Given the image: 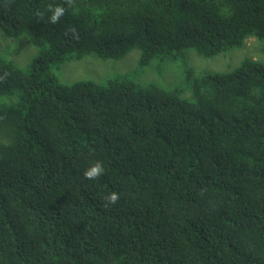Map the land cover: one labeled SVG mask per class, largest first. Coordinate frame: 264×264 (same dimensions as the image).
I'll list each match as a JSON object with an SVG mask.
<instances>
[{"label":"trees","instance_id":"obj_1","mask_svg":"<svg viewBox=\"0 0 264 264\" xmlns=\"http://www.w3.org/2000/svg\"><path fill=\"white\" fill-rule=\"evenodd\" d=\"M49 4L64 0H0L1 36L36 51L26 69L0 57V264H264V0H75L57 24ZM248 38L261 59L181 60L171 88L54 73L132 50L137 69L211 59Z\"/></svg>","mask_w":264,"mask_h":264},{"label":"rangeland","instance_id":"obj_2","mask_svg":"<svg viewBox=\"0 0 264 264\" xmlns=\"http://www.w3.org/2000/svg\"><path fill=\"white\" fill-rule=\"evenodd\" d=\"M257 46L258 44L254 38H248L241 48L211 59H204L194 51L186 50L177 60L163 64H159L155 60L141 69H137L138 50H132L120 59L102 60L89 55L60 65L54 70V73L58 81L63 84L79 80H91L101 84L106 77L131 74L137 70L134 75L132 74V77L138 85L156 84L164 88H171L180 81L182 72L181 60L186 61L190 66L196 67L199 70L198 72L226 70L242 58L261 59ZM35 53L34 47L30 45L26 36L5 38L0 34V57L13 62L20 69L29 67ZM189 96L190 94L187 90L182 94V97ZM12 101L13 99L0 98V105L9 104Z\"/></svg>","mask_w":264,"mask_h":264},{"label":"clouds","instance_id":"obj_3","mask_svg":"<svg viewBox=\"0 0 264 264\" xmlns=\"http://www.w3.org/2000/svg\"><path fill=\"white\" fill-rule=\"evenodd\" d=\"M64 5L67 6V8H73L75 7V0H64ZM64 5H47V11L50 13L48 20L51 24H57L60 22L61 18L66 13V7ZM37 16L42 17L43 13L37 12ZM68 34H75V30L73 28H68L67 30ZM8 73H4V76H0V80H3L7 77ZM105 172L104 166L101 161H95L92 163L83 173V176L87 180H95L98 179L100 176H102ZM120 199V194L117 192H110L106 196L103 197V207L107 208L110 205H114L117 203V201Z\"/></svg>","mask_w":264,"mask_h":264},{"label":"bare ground","instance_id":"obj_4","mask_svg":"<svg viewBox=\"0 0 264 264\" xmlns=\"http://www.w3.org/2000/svg\"><path fill=\"white\" fill-rule=\"evenodd\" d=\"M151 68V67H150ZM153 68V67H152ZM219 71V70H218ZM159 72V71H158Z\"/></svg>","mask_w":264,"mask_h":264}]
</instances>
